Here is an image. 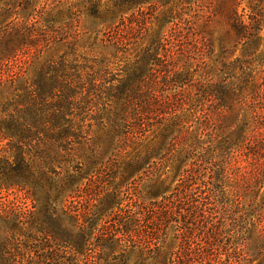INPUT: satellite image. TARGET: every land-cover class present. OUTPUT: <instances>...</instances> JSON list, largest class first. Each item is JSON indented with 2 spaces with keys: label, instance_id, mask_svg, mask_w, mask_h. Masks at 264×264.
<instances>
[{
  "label": "trees",
  "instance_id": "16d2710c",
  "mask_svg": "<svg viewBox=\"0 0 264 264\" xmlns=\"http://www.w3.org/2000/svg\"><path fill=\"white\" fill-rule=\"evenodd\" d=\"M234 35L224 0H0V134L27 177L0 192L32 206L0 205V264L232 243V205L264 199V77L211 55Z\"/></svg>",
  "mask_w": 264,
  "mask_h": 264
},
{
  "label": "clouds",
  "instance_id": "9594fccd",
  "mask_svg": "<svg viewBox=\"0 0 264 264\" xmlns=\"http://www.w3.org/2000/svg\"><path fill=\"white\" fill-rule=\"evenodd\" d=\"M218 2L220 0H213V3ZM224 4L228 23L235 26V35L227 52L221 46L219 56L211 55L229 66V75L231 70H236L232 79L243 88L249 72L257 79L264 77V63L260 62L264 60V0H224ZM25 151L16 138L0 134V183L5 188L27 180L24 175L26 169L20 168ZM9 156L12 159H8ZM259 187L264 189V184ZM237 205L239 208L233 218L224 225L227 232L222 237L231 239L232 243H217L207 252L200 249L194 254L196 259L182 255L187 250L179 239L173 241L174 234L160 237L155 242L154 251L147 244L137 243L130 247L125 242L114 255L125 252L126 264H180V261L185 264H264V199L256 197L254 200L237 201L232 207L237 208Z\"/></svg>",
  "mask_w": 264,
  "mask_h": 264
},
{
  "label": "rangeland",
  "instance_id": "374dc122",
  "mask_svg": "<svg viewBox=\"0 0 264 264\" xmlns=\"http://www.w3.org/2000/svg\"><path fill=\"white\" fill-rule=\"evenodd\" d=\"M143 10H146V7L143 8ZM147 13V12H145ZM52 31H55V29H53ZM166 33V31H165ZM100 40L97 39V41ZM98 45V43H96ZM133 180V179H131ZM129 182H132V181ZM7 192L8 195H4V193ZM4 201H7V203H4ZM139 204H141V202H138ZM0 205H1V210L4 212H9V211H20L21 213H29L31 211V204L30 202L27 200V198L25 199V197L23 196V194L21 192H19L17 189H8V190H1L0 192Z\"/></svg>",
  "mask_w": 264,
  "mask_h": 264
}]
</instances>
